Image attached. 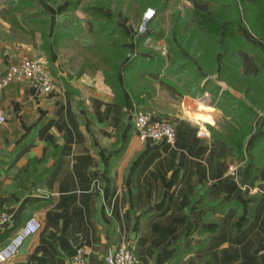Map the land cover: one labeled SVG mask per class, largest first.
I'll list each match as a JSON object with an SVG mask.
<instances>
[{
  "label": "crops",
  "instance_id": "0c3cea01",
  "mask_svg": "<svg viewBox=\"0 0 264 264\" xmlns=\"http://www.w3.org/2000/svg\"><path fill=\"white\" fill-rule=\"evenodd\" d=\"M164 1L149 24L159 19L165 35L179 12L209 13L213 6L208 0ZM16 2L0 0V75L21 57L39 58L54 88L39 94L14 81L0 89V210L10 217L0 228V245L26 218L39 221L7 264H69L76 246L88 264H103L104 252L119 244L133 246L137 264H264V113L253 107L251 129L231 121L216 105L219 92L251 105L248 99L220 78L218 67L207 71L192 59L176 75L137 73L136 84L147 83L149 92L140 109L170 120L176 132L173 144L140 139L122 74L118 101L101 70L85 65L92 58L77 52L90 42L89 16L80 7L66 12L75 14L80 33L52 39L65 2L35 0L49 20L43 39L33 18L24 21L22 11L10 7ZM138 8L121 0L97 11L129 36L125 59H151L157 52L168 63L165 37L137 43L145 9L139 14ZM239 34L264 49V39L246 27ZM238 56L241 72L256 75L253 55L241 48ZM194 75L198 79L188 83ZM230 163L238 164L235 176Z\"/></svg>",
  "mask_w": 264,
  "mask_h": 264
},
{
  "label": "trees",
  "instance_id": "16d2710c",
  "mask_svg": "<svg viewBox=\"0 0 264 264\" xmlns=\"http://www.w3.org/2000/svg\"><path fill=\"white\" fill-rule=\"evenodd\" d=\"M50 1L55 4L65 2V5L59 9L61 20L55 24L52 39L56 35L59 37L69 32L71 36L80 33L79 20L71 14H66L80 7L89 16L92 24L90 42L85 49L93 53L95 57L93 63L90 59L84 60L85 65H88L90 70L98 68L101 70L103 80L111 88L118 101L122 94L121 85L117 79V73L120 72L122 84L128 90L135 110L140 109L139 106L143 103L142 95L144 94L145 97L149 95L146 89L147 83L139 81L136 84L139 71H164L165 74L176 75L188 61L194 59L207 71L218 67L220 78L242 93L251 104L239 100L229 92H219V102L216 105L223 110L225 115L230 116L231 121L237 125L240 124L243 129L245 127L251 129L256 109L264 113V49L239 34V27L244 26L256 38L264 39V0H208L213 3L209 13L186 8V12H179L175 16L172 32L167 35L164 30L160 29L159 19L153 20V23L149 24L152 31L148 30L138 35L136 41L140 44L146 36L153 41L165 37L168 51L171 54L168 63L157 52L151 53V59L138 56V54L125 59L126 41L129 40V36L119 28L113 18H107L97 11L98 7L109 8L112 3L118 7L121 0H87L82 5L80 4L82 0ZM130 2L139 6L136 10L139 14L146 6L153 8L155 15H159L165 8L164 0H130ZM130 5L129 3V9ZM10 7L20 9L24 21L33 18L29 21L38 24L37 30L44 39L49 20L46 12L38 6L35 0H17ZM28 8L33 9L32 14L23 12ZM191 17L193 21L184 31L183 26ZM241 48L253 55L258 67L256 75H244L241 72V61L238 56V50ZM197 79L198 77L194 75L190 77L188 83ZM253 107L256 109L254 110ZM262 125L264 126V117Z\"/></svg>",
  "mask_w": 264,
  "mask_h": 264
},
{
  "label": "built area",
  "instance_id": "2783aa9c",
  "mask_svg": "<svg viewBox=\"0 0 264 264\" xmlns=\"http://www.w3.org/2000/svg\"><path fill=\"white\" fill-rule=\"evenodd\" d=\"M154 10L147 7L141 13L136 24L137 33H145ZM23 81L33 87L39 94L48 93L54 88L50 72L39 58L21 57L16 62L7 65L0 75V89L10 82ZM4 117L0 110V123ZM132 126L140 139L165 141L173 144L176 139L174 125L167 119L152 118L149 112L142 109L131 114ZM238 164L230 163L228 172L235 176ZM9 214L0 210V228L9 223ZM39 228V221L34 216L26 218L18 229L0 245V264L7 262L16 254L24 239L34 234ZM103 264H137L138 259L130 244H119L107 249L102 257ZM69 264H88L81 246H76L69 257Z\"/></svg>",
  "mask_w": 264,
  "mask_h": 264
},
{
  "label": "rangeland",
  "instance_id": "374dc122",
  "mask_svg": "<svg viewBox=\"0 0 264 264\" xmlns=\"http://www.w3.org/2000/svg\"><path fill=\"white\" fill-rule=\"evenodd\" d=\"M74 14V13H73ZM74 16H75V14H74ZM131 18H133V19H130L131 21H132V25H135V23H136V20L134 19L135 17H131ZM169 19H170V15L169 14H167L166 16H165V20H164V22H165V24H167V20L169 21ZM78 38H80V37H77V39ZM77 39H68L67 40V42L68 43H71V44H73ZM71 48H77L76 47V45H69ZM78 46V45H77ZM78 49L79 50H77V52L78 53H80L81 54V57L82 56H88L89 58H92V63L95 61L94 60V57H93V53H91L89 50H87V49H85V48H82V47H78Z\"/></svg>",
  "mask_w": 264,
  "mask_h": 264
}]
</instances>
